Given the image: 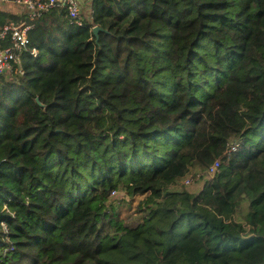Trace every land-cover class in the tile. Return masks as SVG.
<instances>
[{
  "label": "trees",
  "instance_id": "trees-1",
  "mask_svg": "<svg viewBox=\"0 0 264 264\" xmlns=\"http://www.w3.org/2000/svg\"><path fill=\"white\" fill-rule=\"evenodd\" d=\"M88 6L0 10L32 26L0 73V264H264V0Z\"/></svg>",
  "mask_w": 264,
  "mask_h": 264
},
{
  "label": "built area",
  "instance_id": "built-area-1",
  "mask_svg": "<svg viewBox=\"0 0 264 264\" xmlns=\"http://www.w3.org/2000/svg\"><path fill=\"white\" fill-rule=\"evenodd\" d=\"M5 3H14L26 8L29 11V19L35 21L39 19L44 13H47L53 8L64 7L69 11L72 23L79 26L85 24V18L89 15L93 17L94 11L88 6L84 8L80 0H0ZM88 4L91 0H87ZM32 28L31 25L22 23L20 25L11 24L0 30V41L6 39L11 34L13 45L7 49H2L0 46V73H10L13 75L14 71L24 74L22 68L14 70V63L21 64V56L25 51H28L30 44L28 32ZM34 57L38 56V50H31ZM235 149V148H234ZM220 166L219 161L215 162L208 170L207 177L213 178ZM193 180L187 179L186 185H191ZM7 230V228H6ZM13 250V248H9Z\"/></svg>",
  "mask_w": 264,
  "mask_h": 264
},
{
  "label": "rangeland",
  "instance_id": "rangeland-1",
  "mask_svg": "<svg viewBox=\"0 0 264 264\" xmlns=\"http://www.w3.org/2000/svg\"><path fill=\"white\" fill-rule=\"evenodd\" d=\"M191 179L193 183L188 186L186 180ZM207 182V178L199 173L190 174L187 178L181 181V187H187L192 192L201 191ZM145 196L127 197L123 193H117L113 196L115 210L125 224L129 227H136L142 221V216L139 212V205L145 199Z\"/></svg>",
  "mask_w": 264,
  "mask_h": 264
},
{
  "label": "crops",
  "instance_id": "crops-1",
  "mask_svg": "<svg viewBox=\"0 0 264 264\" xmlns=\"http://www.w3.org/2000/svg\"><path fill=\"white\" fill-rule=\"evenodd\" d=\"M80 3L84 8H88L87 0H80ZM0 10L14 13V14H25L29 16V11L26 8L20 5H16L14 3H5V2L0 1Z\"/></svg>",
  "mask_w": 264,
  "mask_h": 264
},
{
  "label": "water",
  "instance_id": "water-1",
  "mask_svg": "<svg viewBox=\"0 0 264 264\" xmlns=\"http://www.w3.org/2000/svg\"><path fill=\"white\" fill-rule=\"evenodd\" d=\"M102 30H103V29H102L101 27H99V26H94V27H93V33H94V35L97 37V42L99 41V34H100V32H102ZM36 101H37V103H38L40 106L45 107V106L40 102L39 98H37Z\"/></svg>",
  "mask_w": 264,
  "mask_h": 264
}]
</instances>
